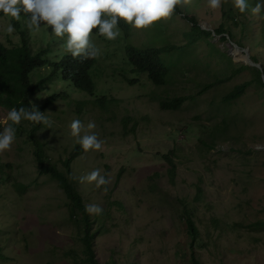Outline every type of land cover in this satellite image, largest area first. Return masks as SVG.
<instances>
[{
    "label": "rangeland",
    "instance_id": "rangeland-1",
    "mask_svg": "<svg viewBox=\"0 0 264 264\" xmlns=\"http://www.w3.org/2000/svg\"><path fill=\"white\" fill-rule=\"evenodd\" d=\"M232 7V0L216 11L208 8L207 0H192L183 7L184 15H195L213 36H201L186 48L185 67L166 87L154 86L146 75L129 74L135 82H125L123 31L115 41L92 36L102 52L91 72L93 95L62 81L48 87L50 93L69 94L46 108L53 124L38 133L52 163L62 168L63 160L80 146L70 134L73 119L85 125L95 121L92 131L104 141L102 151L82 149L72 164L85 204L103 209L100 215H90L93 230L99 229L93 249L101 264H193L182 203L190 204L200 231L194 254L201 264H264V228L250 227L264 219V19L251 15L243 32L224 17ZM12 21L0 19V42L7 47L20 41L18 30L14 35L4 30ZM221 23L235 40L216 35ZM28 31L33 49L44 50L48 64L67 53L64 39L46 25ZM190 31L191 23L177 14L149 30L130 28L129 41L146 46L158 37L159 45L180 46L188 44ZM234 47L243 55L234 54ZM257 56L259 63L251 59ZM240 66L248 69L238 72ZM250 81L239 100H223ZM46 95L32 100L44 106ZM182 95L190 97L179 111L161 110L162 99ZM77 102L85 104L81 110ZM7 112L0 109V132L10 123ZM125 118L131 119L126 125ZM20 124L11 150L0 153L3 174L8 175L0 184V264H77L75 260L86 256L81 225L70 218L69 201L58 183L40 174L30 124ZM166 155L177 164L173 183ZM94 169L110 180L107 192L80 182ZM198 188L203 192L199 200Z\"/></svg>",
    "mask_w": 264,
    "mask_h": 264
},
{
    "label": "trees",
    "instance_id": "trees-1",
    "mask_svg": "<svg viewBox=\"0 0 264 264\" xmlns=\"http://www.w3.org/2000/svg\"><path fill=\"white\" fill-rule=\"evenodd\" d=\"M257 0H248V10L241 14L239 10L235 8L229 9L227 13H224L226 20L231 21L232 26L242 27L243 32H246L250 17L252 14V7H255ZM183 8H177L176 14H181L184 18L191 23V31L186 34L188 37V44L175 45V44H163L159 45L158 37H153L149 44L146 46L134 45L129 41L130 26L120 23L121 30L125 33L124 39L127 42L126 46V65L129 67H122V76L125 82L133 84L134 78H130L129 74L134 75H146L149 81L157 87L169 85V81L175 79V75L185 67L183 59L187 56L188 52L186 48L194 45L201 36L210 38L213 36L212 31L203 30L195 15H184ZM3 13H0L2 16ZM240 17L244 19L240 21ZM28 19L23 13L19 21L13 19L12 23L15 30L20 32V41L18 44H11V47H7L0 42V109L10 110L11 108H31L34 101L39 100V94L45 92L46 100L44 106H39L42 112L46 111L51 104L57 99L63 96H69L66 91L62 93H50L48 87L52 84L62 81L67 83L68 86L77 89L81 92L93 95L96 91L94 78L91 71L94 67V60H86L83 63L77 58L74 59L70 56H63L59 64H53V69L49 70V66L52 61L49 62L45 58V51H35L30 43V39L27 36L29 34L26 28L25 21ZM264 30V26L262 28ZM97 31V30H94ZM215 33L221 36V39L227 40L228 37L233 41L235 36L232 31L227 29L225 23H221ZM14 35V34H13ZM240 47V41H235ZM213 46V44H211ZM225 55V54H224ZM226 56V55H225ZM255 63H259L260 58L251 57ZM248 69L247 66H240L238 72H242ZM264 73V72H263ZM261 73H258L260 78ZM223 81V80H221ZM262 84L264 85L262 79ZM251 86L250 82L242 83L236 86L230 93L224 96L225 102H235L239 100ZM190 96H172L160 101V108L163 111L177 112L179 111L185 102L189 100ZM34 99V101L32 100ZM85 104L77 102L76 107L81 110ZM124 123L131 121L130 118H125ZM128 121V122H127ZM22 122L29 123V137L34 146V156L37 163L38 170L42 175H48L55 180L59 187L63 190L68 199V210L71 219L79 222L82 228L81 242L84 247V254L86 255L80 261L75 260L77 264H101L96 258L95 251L93 249L94 238L99 231L93 230V222L91 216L85 211V201L78 190L77 183L74 179L72 164L76 158L81 154L82 147L76 146V148L63 160L62 168L56 163H52L51 159L47 155L46 144L39 138V132L44 129L43 124H36L30 121L23 120ZM24 126V125H23ZM16 129V135L21 131V124L14 125ZM217 130V129H216ZM212 146V145H210ZM165 160L169 164L168 176L171 183L175 181L177 164L170 155L164 156ZM4 165L0 160V184L4 183L8 179V175L3 174ZM203 195L202 189L198 188L196 194L197 200ZM180 208L181 217L185 220L187 225L188 235L191 239L190 250L191 259L193 264H201L195 257V246L200 241L199 228L191 214L190 204L182 203ZM255 229L264 228V219L255 221L251 226ZM2 248L0 247V256Z\"/></svg>",
    "mask_w": 264,
    "mask_h": 264
},
{
    "label": "clouds",
    "instance_id": "clouds-1",
    "mask_svg": "<svg viewBox=\"0 0 264 264\" xmlns=\"http://www.w3.org/2000/svg\"><path fill=\"white\" fill-rule=\"evenodd\" d=\"M224 2L227 0H207V6L216 11ZM191 3L192 0H0V13H3L0 19L8 17L19 21L23 13L28 17L26 26L29 30H39L41 25H46L54 36L64 39L62 47L67 53L63 56L71 55L82 63L94 60L95 67L102 52L93 42V34L115 41L121 35V21L137 31L149 30L158 23L170 20L177 8ZM232 4L241 14L249 8L248 0H232ZM251 11L254 16L264 19L260 15L264 11V0H257ZM4 30L11 35L15 27L13 23H8ZM61 58L52 60L49 70L53 69V64H59ZM6 119L10 123L0 132V153L11 150L16 137L14 125H19L21 121L43 124L48 128L53 124L35 103L31 108H11ZM69 128L71 136L76 138L85 153L103 150L104 141L92 131L96 128L95 121L85 125L81 120L73 119ZM101 171L94 169L79 180L81 183H94L97 188L104 187L107 192L106 185L110 180L102 176ZM85 211L90 215L103 213L102 207L96 204L86 205Z\"/></svg>",
    "mask_w": 264,
    "mask_h": 264
},
{
    "label": "bare ground",
    "instance_id": "bare-ground-1",
    "mask_svg": "<svg viewBox=\"0 0 264 264\" xmlns=\"http://www.w3.org/2000/svg\"><path fill=\"white\" fill-rule=\"evenodd\" d=\"M232 50H233L234 54H236V55H243V51H241L240 49H238L236 47H234Z\"/></svg>",
    "mask_w": 264,
    "mask_h": 264
},
{
    "label": "water",
    "instance_id": "water-1",
    "mask_svg": "<svg viewBox=\"0 0 264 264\" xmlns=\"http://www.w3.org/2000/svg\"><path fill=\"white\" fill-rule=\"evenodd\" d=\"M247 56H249L248 55V52H247ZM252 65H256V64H254V63H251ZM262 75H263V79H264V73L262 72Z\"/></svg>",
    "mask_w": 264,
    "mask_h": 264
}]
</instances>
